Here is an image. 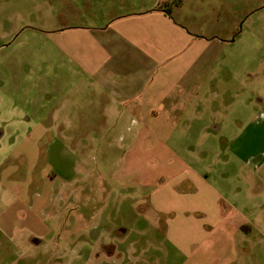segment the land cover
<instances>
[{
    "label": "crops",
    "instance_id": "0c3cea01",
    "mask_svg": "<svg viewBox=\"0 0 264 264\" xmlns=\"http://www.w3.org/2000/svg\"><path fill=\"white\" fill-rule=\"evenodd\" d=\"M114 17L83 28L82 58L72 62L82 69L83 98L104 114L100 139L106 143L125 130L119 141L129 140L130 147L115 157L109 191L95 186L102 202L88 221L84 215L74 221L76 230L69 228L64 247L55 253L69 259L56 264H240L236 253L251 250L234 233L248 235L249 222L223 203L207 167L196 169L201 160L170 146L177 131L185 142L195 127L186 115L204 109L199 106L208 61L199 50L177 55L184 46L203 45L202 37L187 32L162 6ZM63 36L57 44L70 49L71 36ZM207 42L210 49L225 41ZM52 121L53 133L42 128L27 137L1 169L11 194L0 212L9 243L35 239L53 246L52 226L63 220L62 210L81 194L83 201L88 191L90 173L77 167L89 163L94 142L77 136V126L60 125L55 114ZM221 128L220 122L213 125ZM98 176H106L105 170Z\"/></svg>",
    "mask_w": 264,
    "mask_h": 264
},
{
    "label": "rangeland",
    "instance_id": "374dc122",
    "mask_svg": "<svg viewBox=\"0 0 264 264\" xmlns=\"http://www.w3.org/2000/svg\"><path fill=\"white\" fill-rule=\"evenodd\" d=\"M161 6L187 32L202 37L203 45L184 46L177 55L187 57L199 50L208 61L199 106L204 109L186 115L187 123L195 119V127L185 142L177 131L170 146L177 154L201 160L196 169L206 166L223 203L249 222L248 235L234 233L237 242L251 250L236 253L239 263L264 264V0H0V212L11 195L1 181L2 167L27 137L42 128L53 133L52 115L62 126H77V136L94 142L88 147L89 163L77 167L90 173L89 184L84 185L88 191L83 201L81 194L62 210L63 220L52 226L53 246L38 245L35 239L9 243L0 227V264H56L69 259L55 253L64 247L69 228L76 230L74 221L83 215L88 221L98 210L102 198L95 186L109 191L118 166L115 157L130 147L129 140L119 141L125 130L107 139L114 145L100 139L106 127L104 114L83 98L82 69L72 62L82 58L83 28ZM63 35L71 36L70 49L57 44ZM220 39L224 45L205 48L207 41ZM217 122L220 131L213 129ZM207 123L209 127L203 128ZM102 170L106 176L99 177Z\"/></svg>",
    "mask_w": 264,
    "mask_h": 264
}]
</instances>
